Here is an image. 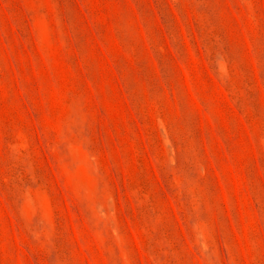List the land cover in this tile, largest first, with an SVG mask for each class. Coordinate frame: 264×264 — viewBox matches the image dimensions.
Instances as JSON below:
<instances>
[{"label": "rangeland", "instance_id": "374dc122", "mask_svg": "<svg viewBox=\"0 0 264 264\" xmlns=\"http://www.w3.org/2000/svg\"><path fill=\"white\" fill-rule=\"evenodd\" d=\"M0 264H264V0H0Z\"/></svg>", "mask_w": 264, "mask_h": 264}]
</instances>
